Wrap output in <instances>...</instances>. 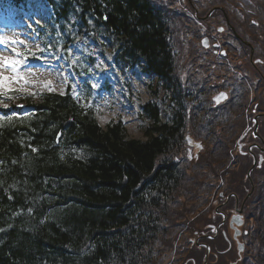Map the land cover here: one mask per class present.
I'll return each instance as SVG.
<instances>
[{
    "label": "trees",
    "instance_id": "trees-1",
    "mask_svg": "<svg viewBox=\"0 0 264 264\" xmlns=\"http://www.w3.org/2000/svg\"><path fill=\"white\" fill-rule=\"evenodd\" d=\"M59 1L58 9L75 14L81 29H89L92 19L123 58L145 60L147 70L179 90L169 25L188 26L183 0ZM257 6L264 17V0H257ZM190 44L193 50L195 43ZM261 72L251 107L256 103L259 112L264 111ZM241 84L249 88L244 80ZM245 96L251 104L250 94ZM231 102L240 109L243 123L238 127L243 128L247 107ZM26 104L34 107L29 115L0 114V264H155L158 246L167 241L171 249L178 238L175 218L192 211L175 214L171 207L188 192L195 196L189 202L200 204L192 212L206 215L202 203L210 201L206 196L212 189L203 186L227 179L225 168L241 133L221 134L215 149L190 161L182 156V120L163 123L156 104L142 114L153 122L144 128L145 139L129 138L122 120L103 128L94 106L69 91L45 92ZM261 122L264 130V117ZM237 156L239 168L224 184L225 192L240 191L243 197L241 177L251 159ZM255 171L264 172V166ZM253 195L262 198L264 192ZM181 255L173 258L175 264ZM255 255L251 264H264V254ZM221 258L228 264V255Z\"/></svg>",
    "mask_w": 264,
    "mask_h": 264
},
{
    "label": "rangeland",
    "instance_id": "rangeland-1",
    "mask_svg": "<svg viewBox=\"0 0 264 264\" xmlns=\"http://www.w3.org/2000/svg\"><path fill=\"white\" fill-rule=\"evenodd\" d=\"M202 1V0H201ZM208 2V0H207ZM37 5L41 6L42 12L44 13V15L49 16V10L47 8V6L45 5V2H39L37 3ZM214 5L216 6H222L220 3H215ZM244 28L246 30V32L252 34H256L257 37L259 35H261V32L263 34L264 37V22L261 25L258 26H250L247 23L244 24ZM90 53L95 59H96V64H95V70H94V76H93V82L96 86L100 87L105 79H109L111 84L114 87V90L112 93H110L109 95L106 92H103L100 98L101 102H106L107 105L109 104H113L114 107H108L105 111H104V116L100 119V123L102 125H105V123L110 120L111 118L117 117L120 113V110H122V113H124V115L126 116V120H127V128H128V133H129V137L130 138H140V139H145L146 137L144 136V134H142L141 130H140V125L142 124L141 120H135L134 118L130 117L129 113H137L138 109H139V105L137 102H135L134 99H128V95L132 94V93H128L127 90H129V88H124L125 90H123L121 87H123L122 85V80L128 78L130 79L131 82L136 83L139 86V89L136 90V93H133L134 95L139 94L142 98H149V92L146 89L145 84L143 83V81L141 80V77L132 74L129 71H125L123 69L120 68H116L111 59H110V53L109 51L106 53H102V51L100 50L98 44H91V43H86V44H75L72 48V52H74L75 54H84V52ZM13 53V52H11ZM10 55V53H8V51H0V57H8ZM262 57V55H259ZM232 58L230 60L231 63L236 62L235 65H233V63L229 64V71L228 74L232 75L231 79H226L225 83L226 84V88L230 89V86L233 87V90L235 91L236 87L234 85L235 82V78L236 76H242L243 73V68L241 65V63L239 61L236 60L234 53L232 54L231 52L228 54V59ZM235 58V59H234ZM57 58H54L53 60H56ZM60 61L62 63H64L63 58L60 57ZM226 61V60H225ZM55 67H51L49 69H43L41 67L39 68H34L33 66L29 67V68H25V69H21L23 70V72L21 73H13L11 71V69L9 68H4V69H0V71L3 72V74L5 76H8L10 78V88L12 89L11 93L13 92H17V94H23V93H29V94H36L42 91H48L49 87H51L52 89H54V91H63L65 89V85L66 82L69 78H72L74 80V84L75 86H77V83L79 82V78L74 75L72 73V71H70V68H66V70H63L62 68L58 67V65H54ZM223 70L220 71V75L222 76L223 74H226L227 72L225 71L227 68V64H223L222 66ZM236 68V69H235ZM20 69V68H19ZM232 69V71H231ZM241 72V73H236V72ZM261 71H263V68H261ZM31 73H34L31 74ZM189 79L190 81H185L184 82V88L185 89H192L194 91H197V99L199 101V95H200V99H204L206 92L204 91H200L196 81L191 77L190 73L186 74L185 80ZM255 78L254 77H248L247 80L251 83ZM212 81L215 80V78L211 79ZM198 82V81H197ZM248 84V83H246ZM217 89H219V87L215 88L213 92H215ZM238 90H240V87H237ZM248 92L250 93V96L248 97L249 100H252L251 102V106H253V95L256 94V92L258 91L256 89L255 93L254 90L251 88L247 89ZM10 91L5 90V94L4 96H7V93H9ZM262 94V93H261ZM260 94V95H261ZM259 95V97H260ZM155 99L160 100V98L165 97V99L163 100V102H165V100H167V94L164 93L161 90H158L157 93L155 94ZM120 98H123L125 101H122ZM240 101V96H236V101ZM151 99H153V96L151 94ZM115 101V102H114ZM122 104H127L124 105V108L122 107ZM234 108V109H233ZM29 108H26L25 110H28ZM237 110L236 116L237 119L236 120H232L231 117L229 116V113L231 111ZM239 107L236 108V105L233 106L231 100L229 102H225L221 105V107L218 109L217 113H219V117L218 119L215 120V118H212L210 123L214 124L215 127L218 128V134L217 137H212L211 139L213 141L214 144H219L221 137L219 135L220 131H230L231 133L234 131V129H239L238 126L241 125V123H243V119L242 117L238 114L239 111ZM202 112V111H201ZM136 116V115H134ZM125 118V117H124ZM226 118V120H225ZM129 121V122H128ZM201 133H207V130L209 129L208 127H210V124L207 121H202L201 122ZM202 135V134H201ZM207 138V137H206ZM205 142L209 145V149H210V139L207 138V140H205ZM208 149V148H207ZM225 169H229V166L226 167ZM224 169V170H225ZM233 170L229 169V172L226 173L224 175V178H227L230 176L231 172ZM221 173L222 170L219 172L220 175H218L217 177L221 178ZM264 175V172L262 173ZM264 177V176H263ZM262 177V178H263ZM216 179V177H215ZM202 181V178L198 176V178L195 179V184L199 186L200 182ZM216 180L212 181L211 184L213 185L214 182ZM249 181V179L247 180V182ZM210 183L208 185H205L203 187H205V189H209L211 187H213ZM262 188H256V190L258 191V193L260 194L261 191L264 192V180L262 182L261 185ZM251 190H254L253 188H251ZM250 190V191H251ZM260 190V191H259ZM215 194V192H214ZM209 196V195H208ZM195 198L194 195H192L191 193L185 192L182 196L179 197V200L177 201L176 204H173L172 211L176 214L178 212H181L182 214L187 210V209H191L193 212H195V207L199 208L198 203H192L189 202L191 199ZM261 203V202H259ZM189 207V208H187ZM262 210H264V202L262 205ZM188 213L187 216H180L178 218H176L177 221H185L188 218H192L194 216L193 212ZM262 215V214H261ZM262 221H264V218H262ZM180 227V226H179ZM181 229V228H180ZM260 235H257L255 238V242L253 243L252 247L249 248V252H251L252 250L255 249V247L259 248L258 251V256L261 257L264 254V242L260 241ZM179 243L181 244V240L179 241ZM258 243L260 246H258ZM181 246V245H180ZM179 246V247H180ZM249 252L246 253V255L249 254ZM256 256V255H255ZM156 259V263L162 261L158 258ZM211 259V257H210ZM242 264H246V263H242ZM250 264V263H248Z\"/></svg>",
    "mask_w": 264,
    "mask_h": 264
},
{
    "label": "bare ground",
    "instance_id": "bare-ground-1",
    "mask_svg": "<svg viewBox=\"0 0 264 264\" xmlns=\"http://www.w3.org/2000/svg\"><path fill=\"white\" fill-rule=\"evenodd\" d=\"M215 3H220L222 5L221 7H225L228 10V15L230 17L229 21L232 23L233 27H235L236 29L241 28L240 41L242 43H244V40H251V38H253L252 35H250V38L248 37L246 30L244 28V24L250 19L251 14H246L244 16L243 7L240 4V0H208V2L207 0H202V1L192 0V2L189 5L184 6L183 9L187 16H189V13L198 15L200 20L204 24H212L215 26L222 22V19L218 16L220 14L219 10L215 12V8L217 7L216 5H214ZM192 8L194 9V11L192 10ZM114 38L117 41H120L116 37ZM262 47H263L262 53L260 55H263L264 53V44L262 45ZM188 52L189 50L186 53ZM254 54L255 53L248 52V53H245L242 57H247V56L254 55ZM240 59H241L240 62H242L240 66H244L245 70L249 72L250 71L249 63L243 58H240ZM196 66H199V67L195 68L193 79L196 81L197 85H200L209 80L212 70L206 67H201L202 65H196ZM258 67L261 68L259 65ZM238 82L241 84L242 76L239 78ZM174 91H175V88H174ZM219 135L221 136V134ZM260 152H262V154L264 155V147L259 148L257 150H252V153L254 156ZM237 153H238V150H235L233 154L230 153V155H236ZM241 180L243 181L244 184L247 183V179L245 177H241ZM253 209L260 210V204H257V203L253 204Z\"/></svg>",
    "mask_w": 264,
    "mask_h": 264
},
{
    "label": "snow or ice",
    "instance_id": "snow-or-ice-1",
    "mask_svg": "<svg viewBox=\"0 0 264 264\" xmlns=\"http://www.w3.org/2000/svg\"><path fill=\"white\" fill-rule=\"evenodd\" d=\"M253 23H255V21H253ZM222 30L223 29H221V31ZM14 42L15 41H13V43ZM8 43H9V41L7 38L0 37V44L7 47ZM11 51H13L14 56H16V57H21L23 55L22 53H16L14 49H11ZM26 62H27L26 57L23 60H21L19 58L12 59V58H8V57H0V69L9 68V69H11V71L13 73H16L18 71V69L20 68L21 64L26 63ZM31 74L34 75V73H31ZM5 90L12 91V89L10 88V78L8 76H5L3 74V72L0 71V98L4 97ZM49 91H54V89L49 87ZM221 96H224V94L221 93ZM0 107L7 108V107H9V105L0 103ZM18 107H23V106L20 105ZM8 118L11 119V117H8ZM0 119H3V117H0ZM35 150L36 149H33V151H35Z\"/></svg>",
    "mask_w": 264,
    "mask_h": 264
},
{
    "label": "water",
    "instance_id": "water-1",
    "mask_svg": "<svg viewBox=\"0 0 264 264\" xmlns=\"http://www.w3.org/2000/svg\"><path fill=\"white\" fill-rule=\"evenodd\" d=\"M224 94V96H221V93L219 94V95H217L214 99H215V101L217 102V103H219V102H221V101H223V100H225L226 98H227V94L226 93H223ZM257 120V117H255V121ZM257 122H256V127H257ZM255 133H256V129H255Z\"/></svg>",
    "mask_w": 264,
    "mask_h": 264
}]
</instances>
